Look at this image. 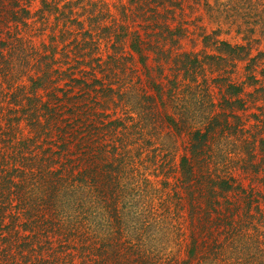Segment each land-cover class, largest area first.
<instances>
[{
    "label": "trees",
    "instance_id": "obj_1",
    "mask_svg": "<svg viewBox=\"0 0 264 264\" xmlns=\"http://www.w3.org/2000/svg\"><path fill=\"white\" fill-rule=\"evenodd\" d=\"M49 3L42 0L39 12H58L57 3ZM4 5L9 3L0 0V6ZM20 10V17L12 8L9 12L6 10L7 22L10 19L22 21L29 15L26 8H19V13ZM72 12L70 7L68 13ZM68 21L69 25H78L76 31H71L68 26L66 36L64 33L53 35L47 47L50 48L48 56L41 58V51L37 60L20 58L21 54H26L21 38L11 34L10 39L0 37V264H76L72 256L77 248L81 249L79 244L86 250L87 264H151L155 258L149 242L154 239L153 230L163 229L167 238L173 240L177 234L176 237L169 235L173 232L172 225L181 235L184 228L188 230L190 248L185 260L182 257L178 260V254L166 253L164 260L167 262L264 264V208L257 202L251 212L252 192L236 184L235 180L212 177L206 172L203 176L206 185L197 189L200 201H191L195 192L193 179H197L191 161L205 153L210 138L217 139L225 133L243 134L248 130L229 120L230 115L239 117L231 110L235 103L239 104L237 109L243 107V101L224 98V105L218 104L219 112H214L215 104L208 100L209 110L203 109L201 118L198 120L196 115L193 122L195 115H188L187 101L172 100L175 110L171 111L178 118L169 116L170 126L177 132L188 130L192 138L188 149L190 156L184 154L180 160L181 181L186 191L182 189L190 196V215L195 206H198V212L185 225L166 221L170 224L166 226L163 221L162 226L147 220L143 213L147 206L141 202L142 194H147L137 185L139 178L131 177L127 172L134 171L135 164L152 162L154 165L159 148L155 146L141 157L147 150L145 147L151 146V140L139 146L132 138H113L112 146L105 149L107 144L95 138L98 111L106 106L103 102H116L115 91L120 92L121 98L124 92H136L137 88L134 84L127 87L125 76L111 64L113 52H107L106 60L98 54V44L103 37L97 31L102 30L101 27L85 29L77 17L70 16ZM126 29V25L119 24L102 31L108 42L112 34L126 35ZM78 36L80 40H77ZM65 38L69 41L57 53L52 44ZM210 38L206 36L205 44ZM215 44L220 51L240 60L249 55L245 45L233 46L224 40ZM129 47L145 63L147 58L138 41L133 40ZM205 58L223 59L216 55ZM126 61L122 58V69ZM176 63L178 82L174 80V84L184 89L190 84L197 88L203 85L204 93H209L208 75L201 58L183 53L176 57ZM215 66H210L211 71H219ZM147 79L148 86L140 88L145 89L142 97L157 109L155 99H162V87L151 73ZM250 79L255 82V75H250ZM242 90V86L229 83L226 94L238 96ZM104 95L110 96L103 100ZM198 121H205L204 126H197ZM118 123L122 120L116 118L106 125L115 129ZM224 126L228 127L225 131ZM259 152L264 154V140L259 143ZM260 164L264 168V156ZM164 183H168L167 188L153 187L155 195L148 192L150 199L159 196L161 202H166L173 189L169 188L170 182ZM235 191H240L238 201L241 202L240 198L246 201L243 215L249 219L256 217L260 231L252 234L247 224L233 222L232 213L226 215L229 208H224L219 198ZM207 198L206 206L201 208ZM227 203L225 201L224 205ZM224 219H229L226 226ZM214 224L220 228L216 235L214 230L212 233L208 230ZM125 233L134 238L128 247L123 242Z\"/></svg>",
    "mask_w": 264,
    "mask_h": 264
},
{
    "label": "rangeland",
    "instance_id": "obj_2",
    "mask_svg": "<svg viewBox=\"0 0 264 264\" xmlns=\"http://www.w3.org/2000/svg\"><path fill=\"white\" fill-rule=\"evenodd\" d=\"M4 1L9 5L0 6V37L10 39L11 34L17 39L21 38L26 54H21L20 58L22 56L24 59L37 60L41 51L43 52L41 58L47 57L50 50L47 47L53 35L58 36L64 33L63 35L66 36L68 26L71 31L75 32L78 25L76 23L69 25L70 16L82 21L85 29L99 26L104 30L105 27L119 24L127 26L126 35L112 34L108 42L104 32L97 31L103 37L98 44V54L106 60L107 52H113L111 64L115 66L117 72L120 71L121 75L125 76L127 87L134 84L137 89L136 92H124L121 98L120 92L115 91L113 94H115L116 102H103L106 106L98 111L95 138H100L107 144L105 149L112 146L113 138H132V141L139 146H143L148 139L151 140L149 144L151 146L145 147L147 150L143 151L141 157H145L146 152L152 151L155 146L159 148L154 165L152 162L135 164V170L127 172V175L139 178L137 185H140L147 194H142L141 198V202L147 206L143 210L147 220L156 221L162 226L163 221H173V223L183 225L188 223L190 218L198 212V206H195V214L190 215V202L193 200L196 202L199 194L197 189L206 185V181L203 180L206 172H209L212 177L219 176L235 180L236 184L252 192L251 212H254L257 202L261 208H264V168L260 164L264 154L259 152V143L264 140V0H46L50 3H57L56 6L59 9L55 14L39 12L43 6L42 0ZM67 6L72 8V14L68 13L70 7ZM21 7L26 8L29 15L22 21H17L14 18L15 15L11 13L10 16L15 21L10 19L7 22L6 17L8 16L5 11L9 12L12 8V11L20 17L19 8ZM150 7L153 9L148 12ZM206 36H211L208 44H205ZM80 38L78 36L77 40ZM65 40L66 38L60 42L57 40L52 44L56 46L57 53L69 41ZM133 40L138 41L143 56H146L145 63H142L139 55L130 49L129 45ZM223 40L233 46H247L248 57L240 60L220 51L215 43ZM183 53H190L192 57L196 56L205 62L208 94L204 93L203 85L197 88L196 85L190 84L184 89L174 84V80L178 82L176 57ZM207 55L221 56L223 59L216 58L212 61L205 58ZM122 58L127 60L123 69ZM214 64L219 67V71H211L210 66ZM149 73L158 78L162 87V99H155L157 109L150 106L153 103L147 102L142 97L145 89L140 90L141 87L148 86ZM252 74L256 79L253 83L250 81ZM229 83L242 86L243 90L238 96L226 94V87ZM171 89L172 99H170ZM108 96L110 95L102 96L103 100H107ZM229 97L231 100L236 98L243 101V107L237 109L239 104L235 103L236 105L231 110L239 117L235 118L230 115L229 120L248 130L243 134L225 133L217 139L207 140L205 153L191 161L197 179H193L192 189L195 192L193 191L194 197L189 201L190 196L184 192L186 189L181 181L183 173H181L180 160L184 154L190 156L188 149L192 138L188 130L177 132L170 126L169 116L178 118L171 111L175 110L172 100L187 101L188 115L194 114L193 122H195L196 115L199 120L203 109L209 110L210 102L215 104L214 112H219L218 104L224 105V98ZM116 118L121 119L123 124L118 123L115 129H112V125H106ZM204 122L198 121L196 124L204 126ZM227 128L224 126V131ZM242 135L245 138H242ZM196 181L200 182L195 183ZM164 182H170L169 188L173 189L166 202H161L159 196L150 199L151 194L149 193L154 194L152 191L154 186L167 188L168 183ZM239 195L240 191H235L231 192V195L219 198L223 203L222 206L229 208L226 215L232 213L233 222L239 225L247 224L252 234L260 231L256 217L249 219L243 215L246 201L244 198H240L241 202L238 201ZM208 200L209 198L205 199L200 207H205ZM236 200L237 203H233ZM225 201L229 203L224 205ZM134 217L138 219L136 215ZM228 222L229 219H224L225 226ZM164 224L170 225L167 222ZM214 226L215 224L207 228L211 233L214 230V235H216L220 232V228ZM172 230L173 232L169 235L177 234L176 239L173 240L167 238L163 229L159 230L157 227L153 230L154 239L149 242L155 258L151 264H176L175 260L174 262L164 260L166 253L178 254V260L181 259L180 257L185 260L188 256L190 248L188 230L184 228L182 235L175 230V225H172ZM123 237L124 246L128 247L127 244L134 238L128 236L127 233L123 234ZM79 246L81 249L77 248L74 253L72 251L75 263H89L85 248L81 244ZM203 264L209 263L204 261Z\"/></svg>",
    "mask_w": 264,
    "mask_h": 264
}]
</instances>
